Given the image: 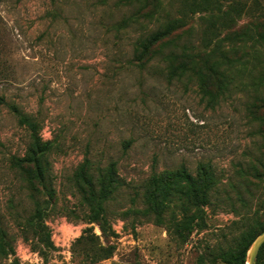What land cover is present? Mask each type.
<instances>
[{
  "label": "rangeland",
  "instance_id": "obj_1",
  "mask_svg": "<svg viewBox=\"0 0 264 264\" xmlns=\"http://www.w3.org/2000/svg\"><path fill=\"white\" fill-rule=\"evenodd\" d=\"M215 1L163 0L160 12L178 15L185 3L182 43L202 48L200 63L217 58L208 52L215 41L243 59L245 69L211 106L197 76L167 77L160 57L145 67L132 63L133 42L157 24L139 19L125 26L134 5L0 0V95L29 114L40 141L48 142L46 181L54 189L41 220L47 246L29 221L33 199L44 207V196H32L36 190L15 163L31 130L0 103V226L7 249L0 264H200V252L231 245L249 224L264 225V57L254 54H264V0ZM204 83L213 86L210 78ZM85 158L93 168L114 160L123 181L104 203L105 232L88 221L75 181ZM200 161L212 164L219 182L205 208L207 227L178 245L166 229L172 206L158 221L145 201V180L180 163L194 172ZM254 168L261 181L248 175ZM108 244L113 251L104 259L83 251Z\"/></svg>",
  "mask_w": 264,
  "mask_h": 264
},
{
  "label": "trees",
  "instance_id": "obj_2",
  "mask_svg": "<svg viewBox=\"0 0 264 264\" xmlns=\"http://www.w3.org/2000/svg\"><path fill=\"white\" fill-rule=\"evenodd\" d=\"M119 1L127 5H134L135 8L134 12L122 21L125 26L139 21V19L147 22L157 21L155 27L138 36L133 42L131 61L138 67H145L153 58L160 57L165 64L164 71L167 77L179 79L188 75L190 77L197 76L200 82L199 89L207 95V103L211 106L217 103L219 98L230 89L235 80V73L245 69L243 59L231 57L229 55L230 48L220 41H215L208 50L212 56H217V58L211 63H200L202 48L200 46L189 47L182 43L187 31L185 25L188 14L185 12V3L181 4L178 15H167L161 18L163 0ZM202 3L210 5L216 1L202 0ZM231 7L232 11L236 13L241 9L240 6ZM248 31L251 33V28ZM251 35L253 34L251 33ZM259 37L261 41V36ZM254 54L257 58L264 57L261 50H255ZM209 78L212 80L213 86L204 83L205 79ZM0 103H4L10 109L20 124L31 130L28 148L24 156L15 158V163L21 168L25 180L36 190L32 196L34 197L36 192L44 196V207L40 205L37 198L33 199L34 210L29 221L31 225L38 227L41 239L47 246H50L48 230L41 222L44 209L47 207L46 204L50 203L54 195V189L46 181L48 163L45 154L48 142L40 141L35 133V121L29 114L22 112L16 104L6 102L1 95ZM248 175L257 181H261L263 177V174L256 168ZM74 177L81 191V201L86 206L88 221L100 223L102 232H105L104 203L111 197L113 191L123 184L117 171L116 162L110 160L104 166L93 168L92 162L85 158L75 170ZM218 182L219 178L210 162H198L194 172L180 163L176 169L153 170L145 180L144 197L160 222L163 219V210L172 206L166 229L174 243L182 245L194 229L202 231L207 227L205 208L210 204L211 192ZM262 229H264V225H247L233 236L231 245L225 248H210L206 253L200 252L197 258L198 262L200 264H245L248 245ZM4 236L5 232L0 226V252L3 254L7 252ZM82 239H84L83 235L76 241L79 242ZM263 250L264 242L258 250L256 264H264ZM83 251L86 255H92L96 261L109 257L112 254L113 246L110 244L98 247L91 245L89 249L86 248Z\"/></svg>",
  "mask_w": 264,
  "mask_h": 264
},
{
  "label": "water",
  "instance_id": "obj_3",
  "mask_svg": "<svg viewBox=\"0 0 264 264\" xmlns=\"http://www.w3.org/2000/svg\"><path fill=\"white\" fill-rule=\"evenodd\" d=\"M264 242V229L259 231L248 245L245 264H256V256L261 244Z\"/></svg>",
  "mask_w": 264,
  "mask_h": 264
}]
</instances>
